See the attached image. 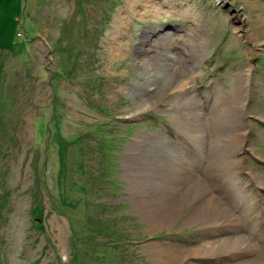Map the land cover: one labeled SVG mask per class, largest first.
<instances>
[{"label": "rangeland", "instance_id": "rangeland-1", "mask_svg": "<svg viewBox=\"0 0 264 264\" xmlns=\"http://www.w3.org/2000/svg\"><path fill=\"white\" fill-rule=\"evenodd\" d=\"M0 212V264L263 263L264 0H0Z\"/></svg>", "mask_w": 264, "mask_h": 264}, {"label": "bare ground", "instance_id": "bare-ground-1", "mask_svg": "<svg viewBox=\"0 0 264 264\" xmlns=\"http://www.w3.org/2000/svg\"><path fill=\"white\" fill-rule=\"evenodd\" d=\"M119 26V25H118ZM117 28V27H116ZM115 44H117V43H115ZM158 44V43H157ZM163 44V42L162 43H159V45L156 47V50H157V54H158V56H157V59H158V61L160 62V64H161V66H167L168 65V59L166 58L167 57V55H169V52H167V51H164L165 49H164V47H163V49H161L160 47H161V45ZM113 48H115V47H113ZM112 48V49H113ZM113 51V50H112ZM114 52V51H113ZM117 54V53H116ZM240 76V75H239ZM243 76V75H242ZM241 77V76H240ZM239 83V82H238ZM178 84V83H177ZM179 87V86H178ZM183 87V86H182ZM246 90H248V88H247V85H244L242 82H240L239 84H238V89H237V91L233 94V96H232V101L233 102H231V104H230V109L232 110V111H238V113H240V111H241V107L243 106L242 104V102H243V96H244V93L245 92H247L248 93V91H246ZM182 91V90H181ZM246 93V94H247ZM236 103H238V105L236 104ZM245 103V102H244ZM246 106V105H245ZM191 114V113H190ZM198 120L199 119H197V118H195V121L193 120L190 124L188 123V122H182V124H181V129L183 128V129H185V130H187V131H190V132H200V131H202V129L203 128H201V126H200V124L198 123ZM226 163H229V161H226ZM181 184V183H180ZM260 187V186H259ZM263 187V186H262ZM162 189V188H161ZM187 191H188V189H187ZM190 191L191 190H189L188 192H186V196H187V194L189 195V193H190ZM193 191V190H192ZM207 191V190H206ZM185 192V191H184ZM168 193V192H167ZM167 193H165V195H168ZM192 193V192H191ZM162 194V193H161ZM208 194V202L206 203V204H204L201 208H202V210H201V213L202 212H205V208L207 207V206H210V204H213V206H216L217 204H218V199H216L215 197H212V196H210V194L209 193H207ZM164 195V194H163ZM184 195V194H183ZM202 195V194H201ZM162 198H164V197H162ZM160 199V198H159ZM187 199V198H186ZM186 199L184 198V196H179L178 197V201L180 202V201H183V200H185L186 201ZM157 200V199H156ZM165 200V199H164ZM157 201H159V200H157ZM159 202H161V201H159ZM158 202V203H159ZM164 202H166V201H164ZM164 202L163 203H161L162 204V207H161V209H157L156 210V212H154L152 215H153V217L151 218V224L153 225V224H155V223H159V222H162L163 224L164 223H166V224H170V220L172 219V217H173V215H174V213H175V208H176V206H175V204H169V205H165V206H163V204H164ZM181 203V202H180ZM180 203H178V204H180ZM144 205V204H143ZM146 205V204H145ZM149 206V205H148ZM212 206V207H213ZM219 208H220V206H219ZM213 209V208H212ZM220 210H223V209H220ZM213 211H215V210H213ZM222 212V211H221ZM198 213H200V212H198ZM226 213H228L227 211H226ZM205 214V213H204ZM222 214H224V211L222 212ZM219 215V214H218ZM195 216V215H194ZM216 217V216H215ZM217 218V217H216ZM172 220H174V219H172ZM217 220V219H216ZM231 242H232V244L234 245V247H237L236 246V241L238 242V244L240 245V241L241 242H244L243 240H236V239H231L230 240ZM229 243V242H228ZM224 244H226L227 245V242L226 243H223V245ZM225 245V246H226ZM229 245V244H228ZM224 247V246H223ZM202 248V247H201ZM206 248H208V247H205V248H203V249H200V250H197V252H195V254H205V253H207V252H204L205 250H206ZM221 249H224V248H221ZM219 250V249H218ZM183 254V253H182ZM192 254H193V252H192ZM208 254H210V253H208ZM177 256H179V255H177ZM257 261V260H256ZM249 264H264V261H263V263H260V261L258 260L257 262H252V263H249Z\"/></svg>", "mask_w": 264, "mask_h": 264}, {"label": "trees", "instance_id": "trees-1", "mask_svg": "<svg viewBox=\"0 0 264 264\" xmlns=\"http://www.w3.org/2000/svg\"><path fill=\"white\" fill-rule=\"evenodd\" d=\"M2 213L0 212V215H1Z\"/></svg>", "mask_w": 264, "mask_h": 264}]
</instances>
